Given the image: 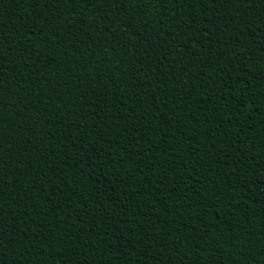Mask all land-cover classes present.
<instances>
[{
  "label": "trees",
  "instance_id": "16d2710c",
  "mask_svg": "<svg viewBox=\"0 0 264 264\" xmlns=\"http://www.w3.org/2000/svg\"><path fill=\"white\" fill-rule=\"evenodd\" d=\"M0 264H264V0H0Z\"/></svg>",
  "mask_w": 264,
  "mask_h": 264
}]
</instances>
